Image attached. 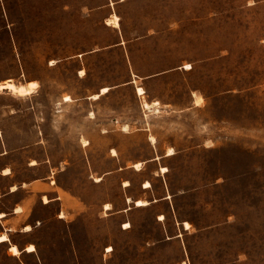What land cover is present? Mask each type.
<instances>
[{
	"label": "rangeland",
	"instance_id": "rangeland-1",
	"mask_svg": "<svg viewBox=\"0 0 264 264\" xmlns=\"http://www.w3.org/2000/svg\"><path fill=\"white\" fill-rule=\"evenodd\" d=\"M7 78L22 264H264V0H0Z\"/></svg>",
	"mask_w": 264,
	"mask_h": 264
},
{
	"label": "crops",
	"instance_id": "crops-1",
	"mask_svg": "<svg viewBox=\"0 0 264 264\" xmlns=\"http://www.w3.org/2000/svg\"><path fill=\"white\" fill-rule=\"evenodd\" d=\"M139 87L142 86L138 85L137 90ZM100 93H104V92H99V96ZM156 102L159 103L158 100L155 101V103ZM147 103L149 104V102ZM8 152L9 151L7 148L2 149L0 151V156H4L5 154H8ZM45 161L46 160H44V162ZM35 164L37 163H33V165ZM52 170L53 168L51 167V171ZM0 177L7 179V184H5L4 186L0 184V244L5 246L4 250L0 251V264H2L3 255L14 256L17 260L19 259L15 264H22V262H20L22 261L21 258L22 254L24 253L31 254L37 252L36 242L28 241L22 243L19 240H15L13 237L30 236V232L33 231L34 228L38 226V224L36 222L35 225L32 220L31 221L29 220L31 212H30V204L27 199V196L20 197L18 196V194L21 190L25 188L27 191L31 190V187L34 186V183L38 181H44L46 184H50V188L53 189L52 187L53 183L52 180L50 179L51 175L48 172L46 173V175L34 177L29 180H25V179L16 180L15 172L12 166H10L9 164H5L0 168ZM43 195L45 196L48 195V197H50L48 191L44 192ZM138 199H142V198H138ZM45 201L49 203L51 200L46 199ZM27 226H29L30 229H28ZM4 236L7 237V239H1ZM30 244H34L35 249L28 250L27 247ZM13 245H16L18 247L19 249L18 253L12 252Z\"/></svg>",
	"mask_w": 264,
	"mask_h": 264
},
{
	"label": "bare ground",
	"instance_id": "bare-ground-1",
	"mask_svg": "<svg viewBox=\"0 0 264 264\" xmlns=\"http://www.w3.org/2000/svg\"><path fill=\"white\" fill-rule=\"evenodd\" d=\"M107 20H108V23L109 22H114L116 25L119 23L117 15H113V17H110ZM185 67L186 68H190L191 64L190 63H186ZM37 86H38V82L36 80H30V81L26 82V84H22V83L17 84L12 78H7V79H5L3 81H0V90H9V91H11V92H13L15 94H18V95H26V94L33 93L36 90ZM108 89H109V87L105 86V87L102 88L101 92H106ZM138 92L139 93H143L144 89L142 87H139L138 88ZM98 96H99V93H95V94L92 95V97H95V98L98 97ZM65 99L69 100V99H71V96L70 95H66ZM156 103H158V102H156ZM145 106L150 107V104L145 102ZM0 134H1V131H0ZM152 138L154 139L153 136H152ZM86 143H87V141H86ZM113 151L115 152L114 149H113ZM171 153H173V148H169V150H168V154H171ZM140 164H141L140 162H137L135 164V166L137 168H140ZM166 169L167 168L165 166H163V170H166ZM98 179H100V178H98ZM150 185H151L150 181H146L145 186L148 187ZM128 201H131L130 197H128ZM136 203H137V205H146L148 203V201L146 199H137ZM105 206H106L107 209L111 208L110 203H106ZM185 223H186L187 226L190 225L189 222H187V221ZM27 228L30 229L29 226H27ZM1 239H7V237L4 236ZM27 249L28 250L35 249L34 244H30L27 247ZM110 249H111V247H108V250H110ZM12 252H14V253H18L19 252V249H18V247L16 245H13Z\"/></svg>",
	"mask_w": 264,
	"mask_h": 264
}]
</instances>
